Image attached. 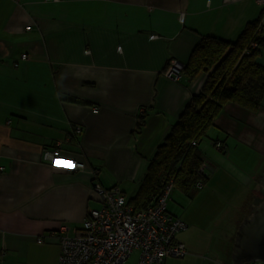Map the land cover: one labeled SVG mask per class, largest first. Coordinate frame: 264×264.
I'll return each mask as SVG.
<instances>
[{
	"label": "crops",
	"instance_id": "0c3cea01",
	"mask_svg": "<svg viewBox=\"0 0 264 264\" xmlns=\"http://www.w3.org/2000/svg\"><path fill=\"white\" fill-rule=\"evenodd\" d=\"M261 7V0H0V264H57L58 240L49 234L61 224L81 227L98 205L94 181L133 197L148 159L205 80L200 72L169 78L168 61L186 63L202 35L234 41ZM257 62L264 66V47ZM212 122L197 144L205 182L193 197L170 194L179 203L167 211L186 224L175 239L187 253L164 264H234L236 229L251 214L264 171V95L255 112L225 102ZM56 144L61 159L86 169L44 160L42 150ZM217 219L223 259L211 249Z\"/></svg>",
	"mask_w": 264,
	"mask_h": 264
},
{
	"label": "trees",
	"instance_id": "16d2710c",
	"mask_svg": "<svg viewBox=\"0 0 264 264\" xmlns=\"http://www.w3.org/2000/svg\"><path fill=\"white\" fill-rule=\"evenodd\" d=\"M263 18L264 6L256 18L245 23L234 41L202 35L193 47L182 75L191 79L200 72L205 74V80L148 159L138 189L129 198L135 209L144 207L169 180L173 189L193 197L196 182L203 184L206 180L199 171L202 157L197 144L208 136L222 105L231 102L251 112L259 108L264 95V66L257 57L264 47V33L258 34L257 27ZM144 119L145 114L138 115L137 129Z\"/></svg>",
	"mask_w": 264,
	"mask_h": 264
},
{
	"label": "built area",
	"instance_id": "2783aa9c",
	"mask_svg": "<svg viewBox=\"0 0 264 264\" xmlns=\"http://www.w3.org/2000/svg\"><path fill=\"white\" fill-rule=\"evenodd\" d=\"M261 3L263 7L264 0ZM263 19L257 27L260 35L264 33ZM29 27L26 26V29ZM255 45L252 43V46ZM25 58L22 54L21 59ZM184 65L183 62L171 59L164 73L169 78L178 80ZM191 144L194 145L195 142L192 141ZM212 144L217 149L222 148L219 140ZM42 157L50 162L58 159L65 168L72 171L86 169L81 160L61 159L57 144L44 148ZM199 171L203 172V165ZM195 186L200 188L202 183L197 181ZM92 189L98 198V205L87 209L81 227L61 224L56 232L49 234L56 235L58 240L57 264H125L133 251H137L135 264H164L167 256L180 258L187 253L184 245L175 239V234L185 229L186 224L166 208L173 189L172 180L166 182L158 195L150 198L141 209H135L118 186L103 187L94 181ZM37 241H42V236L37 237ZM245 264L264 262L251 260Z\"/></svg>",
	"mask_w": 264,
	"mask_h": 264
},
{
	"label": "water",
	"instance_id": "95a60500",
	"mask_svg": "<svg viewBox=\"0 0 264 264\" xmlns=\"http://www.w3.org/2000/svg\"><path fill=\"white\" fill-rule=\"evenodd\" d=\"M249 212L250 216H243L234 235L231 250L234 264H244L251 260L264 262V171Z\"/></svg>",
	"mask_w": 264,
	"mask_h": 264
},
{
	"label": "rangeland",
	"instance_id": "374dc122",
	"mask_svg": "<svg viewBox=\"0 0 264 264\" xmlns=\"http://www.w3.org/2000/svg\"><path fill=\"white\" fill-rule=\"evenodd\" d=\"M262 27H264V23H263ZM179 192L180 191L178 189H174L172 194L179 193ZM178 203H179V201L177 200V198H175L174 195H171V197L167 201V210L170 207V205L176 207L178 205ZM222 222L223 221L222 220L220 221L219 219L215 220L214 222H211V238L213 237V239H211L212 240L211 249L213 247L212 252L216 253L215 255L217 257H220V258L223 259V257L221 255H219V252H218L219 251L218 250L219 249L218 240L220 239V234L223 235L222 234L223 231H220V225H219ZM195 237L198 239V242H200L201 245L206 247V243H207V241L209 239V237H207V235H205L204 233L200 232L198 235H195ZM215 255L213 254V256H215ZM136 257H137V251H133L130 254V256L127 259L125 264H135ZM224 259H226V257Z\"/></svg>",
	"mask_w": 264,
	"mask_h": 264
},
{
	"label": "flooded vegetation",
	"instance_id": "af4514ba",
	"mask_svg": "<svg viewBox=\"0 0 264 264\" xmlns=\"http://www.w3.org/2000/svg\"><path fill=\"white\" fill-rule=\"evenodd\" d=\"M245 264V263H244Z\"/></svg>",
	"mask_w": 264,
	"mask_h": 264
}]
</instances>
